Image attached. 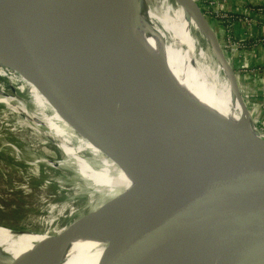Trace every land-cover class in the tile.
I'll return each instance as SVG.
<instances>
[{
  "label": "water",
  "instance_id": "water-1",
  "mask_svg": "<svg viewBox=\"0 0 264 264\" xmlns=\"http://www.w3.org/2000/svg\"><path fill=\"white\" fill-rule=\"evenodd\" d=\"M58 4L0 0V55L70 127L142 184L115 221L99 264H264V140L192 114L142 71L136 77L127 48L136 0H114L96 48L67 37ZM0 77L32 111L20 83ZM249 117L257 133L264 131L262 117ZM90 211L47 234L42 254L64 248ZM0 264L31 263L3 252Z\"/></svg>",
  "mask_w": 264,
  "mask_h": 264
},
{
  "label": "bare ground",
  "instance_id": "bare-ground-1",
  "mask_svg": "<svg viewBox=\"0 0 264 264\" xmlns=\"http://www.w3.org/2000/svg\"><path fill=\"white\" fill-rule=\"evenodd\" d=\"M165 1L162 8L167 9L169 3L172 4L207 47L194 37L191 43L172 42L166 33L151 31H158L159 26L150 23L151 20L147 22L148 19H143V15L138 13L136 20L138 18L139 21H136L132 41L127 46L128 61L133 73L138 78V70L142 71L163 93L175 97L186 111L262 138L263 135L253 129L250 119L242 112L241 108H244L241 102V108L235 102L234 96L238 93L232 74L226 62H222L216 38L196 4L193 0ZM113 3L114 0H59L58 14L64 33L73 41L83 40L84 43H78L96 48ZM187 48L186 54L180 51ZM0 76L20 83L17 89L26 90L33 110L27 109L25 100L7 95L2 89L0 103L22 116V122L28 120L34 127H46L41 135L62 154V160L57 161V165L68 168L93 201L85 221L72 234L64 248L56 252L50 250L48 255L42 254L50 242L47 233L18 232L0 224V254L4 252L16 261L27 260L31 264H58L61 262L59 258L62 259L60 264H99L111 241L115 221L130 199L142 189V184L116 166L80 132L70 127L29 80L2 55ZM199 111H207L208 115L204 112L200 114ZM59 231L62 229L56 232Z\"/></svg>",
  "mask_w": 264,
  "mask_h": 264
},
{
  "label": "rangeland",
  "instance_id": "rangeland-1",
  "mask_svg": "<svg viewBox=\"0 0 264 264\" xmlns=\"http://www.w3.org/2000/svg\"><path fill=\"white\" fill-rule=\"evenodd\" d=\"M154 2L157 0H138V13L151 6L148 14L143 15V19H148L147 22L151 20L158 23V31H151L163 33L166 23L183 19L176 11L169 12L168 5L167 9L162 8L167 1L160 0L156 6ZM193 3L210 26L217 17L222 22L218 24L215 19L216 24L224 30L223 36L214 34L222 62L228 65L238 93L234 96L235 102L241 108V101L247 111L241 108L244 115L250 119V114L258 122L255 118L257 113L253 111V106L237 82L243 59L238 56L237 50L243 48V41L234 40L226 32L230 30V27L229 30L226 28L229 25L227 11L210 2L207 4L205 0H193ZM222 14H227V19L220 18ZM141 20L140 23L144 21ZM193 35L201 45L207 47L198 33L193 32ZM243 64L241 69L245 70ZM0 89L7 95L23 97L25 100V95L19 94L16 89L10 90L3 77H0ZM43 130L45 128L42 125L34 127L28 120L22 122V116L0 103V224L12 229L52 234L73 219L81 217L92 207L93 201L71 171L57 165L56 162L62 160V154L41 135ZM259 134L264 136V131L260 130Z\"/></svg>",
  "mask_w": 264,
  "mask_h": 264
},
{
  "label": "crops",
  "instance_id": "crops-1",
  "mask_svg": "<svg viewBox=\"0 0 264 264\" xmlns=\"http://www.w3.org/2000/svg\"><path fill=\"white\" fill-rule=\"evenodd\" d=\"M136 1L138 3V0ZM158 1L160 0L154 2L155 6ZM205 2L207 4L210 2L213 6L222 7L227 11L229 25L226 28L230 27V30L228 29L229 31L226 32H229L234 40L243 41V48L237 50V53L243 58L241 66L244 63L245 70H242L240 66L237 82L245 93L246 99L253 106V111L264 119V0H205ZM149 7L151 6L139 14L146 16ZM168 9L169 12L176 11L172 4ZM214 16L216 17V15ZM215 19L220 24L221 21L218 17ZM215 19L212 21L211 27L217 36L222 37L224 30L222 26L216 24ZM150 23L158 25L154 21ZM162 32L170 36L171 41L175 43H191L193 32L196 33L195 30L189 28L184 18L166 23ZM180 51L186 54V50Z\"/></svg>",
  "mask_w": 264,
  "mask_h": 264
},
{
  "label": "built area",
  "instance_id": "built-area-1",
  "mask_svg": "<svg viewBox=\"0 0 264 264\" xmlns=\"http://www.w3.org/2000/svg\"><path fill=\"white\" fill-rule=\"evenodd\" d=\"M219 17H220V18L227 19L228 16H227V14H222V15H220Z\"/></svg>",
  "mask_w": 264,
  "mask_h": 264
}]
</instances>
